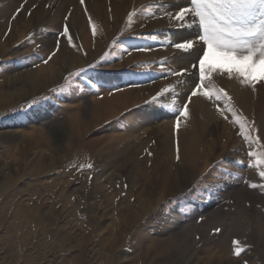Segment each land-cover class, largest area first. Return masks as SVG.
Returning <instances> with one entry per match:
<instances>
[{"label":"rangeland","instance_id":"1","mask_svg":"<svg viewBox=\"0 0 264 264\" xmlns=\"http://www.w3.org/2000/svg\"><path fill=\"white\" fill-rule=\"evenodd\" d=\"M170 3L0 0V264H264V84L214 75L237 116L206 120Z\"/></svg>","mask_w":264,"mask_h":264},{"label":"snow or ice","instance_id":"2","mask_svg":"<svg viewBox=\"0 0 264 264\" xmlns=\"http://www.w3.org/2000/svg\"><path fill=\"white\" fill-rule=\"evenodd\" d=\"M186 2L189 6H180L177 0H172L169 7L165 8V15L170 20L178 21L179 29L194 28L196 30L194 36L176 32L169 38V46L179 50L182 54L191 55L195 50L194 54L197 59L191 64V67L197 69L195 79L198 83L192 85L193 90L187 96V101L190 102L192 97L200 96L206 97L213 103L223 102V110L230 111L233 117H236L237 113L231 103V97L223 89L215 87L212 77L223 75L234 78L241 86L253 91L256 90L257 84H264V0H186ZM80 3L83 4L84 0H80ZM173 4L178 8V11L171 10ZM160 7L164 8L165 5L161 4ZM93 32H95L94 24ZM60 35H63L70 45L77 47L73 43V37L69 34L67 24L64 25ZM151 39H156V37L152 36ZM58 49L59 44H57ZM54 54L52 53V55ZM107 55L106 53L105 62ZM50 58L51 56H49ZM185 58L184 55L178 57V59ZM168 62L164 61V63ZM99 66L101 65L96 64L89 67L95 69ZM86 72V69H81L71 75L79 77ZM68 83L70 86L71 80ZM91 87L96 88L97 85L92 84ZM163 91L170 94L173 99L171 103L161 104V107L170 109L178 117H187L189 115L187 103H184L180 108L176 107L175 98L179 96L176 87L173 85ZM159 97L160 94L154 96L152 101L145 103H160ZM233 122L239 124L240 134L250 147L258 143V140L251 137L252 129H247L248 134H245L246 125L243 117H239ZM179 126L180 121L177 119L176 127L179 128ZM257 155L261 157L259 161L261 168H264V153H251L250 157ZM177 160H179L178 149ZM233 163L241 165L243 162L234 161ZM86 167L91 169L93 165L88 164ZM259 176L264 179V170L259 172ZM250 186L256 188L257 184L253 183ZM199 187L197 185L192 191L198 190ZM202 198L206 199L207 197ZM191 205L192 202L189 201L185 207ZM181 211L183 212V208ZM234 244L237 245L235 255L239 256L244 249L239 246V241H234Z\"/></svg>","mask_w":264,"mask_h":264},{"label":"bare ground","instance_id":"3","mask_svg":"<svg viewBox=\"0 0 264 264\" xmlns=\"http://www.w3.org/2000/svg\"><path fill=\"white\" fill-rule=\"evenodd\" d=\"M184 32L185 33H187V35H191L192 36V34L194 33V30L193 29H191V30H184ZM244 98H246V97H244ZM197 102H200V101H202V102H200L201 104L203 103L206 107V113H205V119L206 120H208L207 118H208V116H211V115H213V114H216L217 113V110H216V108L215 107H213L212 105L213 104H210L209 102L210 101H207V99L205 98V97H200V96H197V98L195 99ZM244 101V100H243ZM203 106V105H202ZM193 107V106H192ZM194 107H196V106H194ZM202 109V108H201ZM198 110V109H197ZM200 110V109H199ZM203 113V112H202ZM203 115H204V113H203ZM217 116V115H216ZM213 118H215L214 116H212ZM211 121V120H210ZM209 127V126H208ZM203 132V131H202ZM206 132V131H205ZM191 137V136H190ZM198 143V142H197ZM193 144L194 145H192L191 146V148L189 149L190 150V152L192 153V154H195L193 151H194V146L196 145V142L194 141L193 142ZM205 144V143H204ZM187 146H189V145H187ZM185 148H187V147H185ZM185 151V150H184ZM183 151V152H184ZM189 152V153H190ZM185 153V152H184ZM194 158V157H193ZM209 158V157H208Z\"/></svg>","mask_w":264,"mask_h":264}]
</instances>
